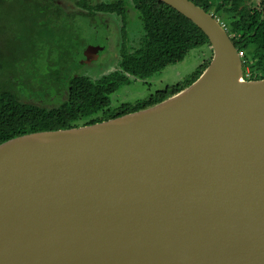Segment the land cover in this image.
Instances as JSON below:
<instances>
[{"label": "water", "instance_id": "95a60500", "mask_svg": "<svg viewBox=\"0 0 264 264\" xmlns=\"http://www.w3.org/2000/svg\"><path fill=\"white\" fill-rule=\"evenodd\" d=\"M160 1L209 66L149 108L0 144V264H264V78L212 13Z\"/></svg>", "mask_w": 264, "mask_h": 264}, {"label": "trees", "instance_id": "16d2710c", "mask_svg": "<svg viewBox=\"0 0 264 264\" xmlns=\"http://www.w3.org/2000/svg\"><path fill=\"white\" fill-rule=\"evenodd\" d=\"M63 0H0V23H75L77 17L89 22L98 13L116 14L127 23L126 0H70L80 12H66ZM139 14L143 34L139 47L124 43L119 68L100 79L73 76L54 106L25 100L18 88L0 87V144L29 133L71 129L103 122L158 104L195 82L209 66L202 63L184 81L167 86L134 104L113 106L112 95L130 84L132 77L147 80L171 65L182 62L195 48L211 46L206 34L189 18L160 0H128ZM224 23L239 51L251 79L264 78V0H191ZM7 78V76H5ZM8 83V84H7Z\"/></svg>", "mask_w": 264, "mask_h": 264}, {"label": "rangeland", "instance_id": "374dc122", "mask_svg": "<svg viewBox=\"0 0 264 264\" xmlns=\"http://www.w3.org/2000/svg\"><path fill=\"white\" fill-rule=\"evenodd\" d=\"M98 1L109 0H89L92 4ZM125 2L127 23L116 14L104 13H98L92 23L83 17L75 23H0V87L11 77L7 84L17 85L21 99L54 106L62 100L70 77L100 79L118 69L122 45L139 47L143 34L138 12ZM62 3L66 12L84 11L69 0ZM212 57L213 50L206 45L192 49L182 62L152 78L132 77L130 84L112 95L113 106L134 104L182 82Z\"/></svg>", "mask_w": 264, "mask_h": 264}, {"label": "built area", "instance_id": "2783aa9c", "mask_svg": "<svg viewBox=\"0 0 264 264\" xmlns=\"http://www.w3.org/2000/svg\"><path fill=\"white\" fill-rule=\"evenodd\" d=\"M222 23V22H221ZM223 24V26L225 27V28H227L226 27V25L224 24V23H222ZM228 30V29H227ZM240 53H241V55H242V58H243V52L242 51H240ZM244 75H245V78L246 79H251V77H250V69H244Z\"/></svg>", "mask_w": 264, "mask_h": 264}, {"label": "flooded vegetation", "instance_id": "af4514ba", "mask_svg": "<svg viewBox=\"0 0 264 264\" xmlns=\"http://www.w3.org/2000/svg\"><path fill=\"white\" fill-rule=\"evenodd\" d=\"M67 13H68V11H67ZM122 23H125V22L122 20ZM96 50L98 51L99 49H94V51H96ZM98 53H100V52L98 51ZM120 59H121V57H120Z\"/></svg>", "mask_w": 264, "mask_h": 264}]
</instances>
